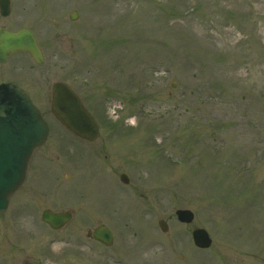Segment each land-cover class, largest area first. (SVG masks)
<instances>
[{
	"label": "rangeland",
	"instance_id": "374dc122",
	"mask_svg": "<svg viewBox=\"0 0 264 264\" xmlns=\"http://www.w3.org/2000/svg\"><path fill=\"white\" fill-rule=\"evenodd\" d=\"M60 3L67 14H81L70 23L83 51L66 55L51 25L42 66L53 69L52 84L69 81L106 121L113 122L110 102L121 101L122 125L114 130L106 122L101 139L88 144L37 101L51 133L0 216V264H121L101 261L102 245L88 235L102 222L116 230L108 250L145 249L147 238L161 237L168 260L154 264H187L188 257L195 264H264V0ZM96 38L109 42L100 54L111 56L97 60ZM27 59L15 57L0 79L24 82L36 99L27 76L37 71ZM126 116L135 123L122 121ZM102 146L131 155L134 166L104 163ZM123 172L131 175L128 185ZM105 196L126 207L102 213ZM45 208L73 209L75 217L55 231L41 219ZM178 208H191L194 221H178ZM161 218L170 226L165 235ZM197 227L210 232V249L196 250Z\"/></svg>",
	"mask_w": 264,
	"mask_h": 264
},
{
	"label": "water",
	"instance_id": "95a60500",
	"mask_svg": "<svg viewBox=\"0 0 264 264\" xmlns=\"http://www.w3.org/2000/svg\"><path fill=\"white\" fill-rule=\"evenodd\" d=\"M29 50L37 57L33 39L25 32H3L0 34V60H6L7 54L13 51ZM40 60V58H37ZM54 114L74 133L96 140L99 137L98 124L84 106L78 94L66 83H56L53 87ZM48 125L38 108L20 85L4 83L0 85V214L7 206L8 197L25 179L29 158L33 149L47 139ZM124 180H127L126 178ZM182 221H191L193 213L189 210H178ZM72 217L71 212H43V220L53 228H60ZM164 230L168 225L160 221ZM94 237L106 244L112 242L113 234L106 226L94 231ZM197 245L207 247L211 243L205 229L194 231Z\"/></svg>",
	"mask_w": 264,
	"mask_h": 264
},
{
	"label": "flooded vegetation",
	"instance_id": "af4514ba",
	"mask_svg": "<svg viewBox=\"0 0 264 264\" xmlns=\"http://www.w3.org/2000/svg\"><path fill=\"white\" fill-rule=\"evenodd\" d=\"M61 0H0V30L2 28L17 31L23 28H28L31 30L35 36L37 43L41 49L42 61L36 62L30 53H15L10 59L6 62H0V75L4 74V71L7 70L4 66L11 62L17 56H26L28 57L26 62H30V69H34L36 76L34 74L27 76L28 81L37 87L36 90V99L33 93L29 90L26 84L20 80V84L27 90L32 96V99L36 105L40 106L37 102H45L47 105H51V94H52V80L54 79V71L49 66H42L48 63L49 49L51 47V28L52 25L55 27L57 32H53V38L63 37L64 46H60L66 53H72V46L78 49L77 41L73 38L71 30V19L70 12L68 14L64 11ZM55 47V46H54ZM55 51V49H53ZM76 51V49L74 50ZM39 66V67H36ZM4 69V70H3ZM14 81L11 78H1L0 83ZM56 81V78H55ZM54 83V82H53ZM41 96V100L37 98ZM88 144H93L84 140ZM112 151V152H111ZM99 157L104 163L113 164L114 161H121V165L126 167L134 166V158L126 152L122 153L121 151H116L113 147L102 146L98 152ZM113 156H116L115 158ZM117 198V197H113ZM120 202L116 200H102L100 201V209L102 213H108V210L111 212L119 213ZM128 205L130 201H124ZM124 207H126L124 205ZM123 207V208H124ZM121 207V209L123 210ZM102 224V223H101ZM114 232L116 238V231L111 228ZM24 233V232H23ZM165 235V234H162ZM161 236V235H159ZM147 243H145L146 248L141 249L138 246H133L126 244L120 248L114 250L109 249L113 246H106L102 243V251L99 254L101 261L111 260L114 263L121 264H154L158 262H166L168 249L165 242H162L160 237V242L157 243L158 238H155L156 242L152 243L151 238ZM20 241V240H19ZM10 245V244H9ZM136 245V244H135ZM144 245V247H145ZM11 246V245H10ZM18 246V245H15ZM12 247V246H11ZM211 248V246H210ZM209 248V249H210ZM16 250V249H14ZM194 255L195 253L192 252ZM189 255V254H188ZM195 256V255H194ZM211 256V252H210ZM189 261L187 264H195L193 257H188ZM180 259L185 260V256L181 255ZM9 261V260H8ZM181 261V262H182ZM6 263V262H5ZM6 264H9L6 263ZM14 264H32L28 259L26 260H15ZM174 264V263H173ZM209 264H211V258L209 259Z\"/></svg>",
	"mask_w": 264,
	"mask_h": 264
}]
</instances>
